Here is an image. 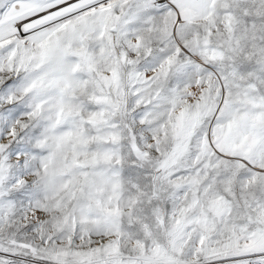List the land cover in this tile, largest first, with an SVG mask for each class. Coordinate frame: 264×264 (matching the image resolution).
<instances>
[{
    "label": "snow or ice",
    "instance_id": "6c2138e0",
    "mask_svg": "<svg viewBox=\"0 0 264 264\" xmlns=\"http://www.w3.org/2000/svg\"><path fill=\"white\" fill-rule=\"evenodd\" d=\"M0 264H264V0H0Z\"/></svg>",
    "mask_w": 264,
    "mask_h": 264
}]
</instances>
